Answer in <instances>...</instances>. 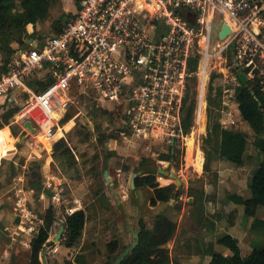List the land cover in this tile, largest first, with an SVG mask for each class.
Segmentation results:
<instances>
[{"label":"built area","instance_id":"2783aa9c","mask_svg":"<svg viewBox=\"0 0 264 264\" xmlns=\"http://www.w3.org/2000/svg\"><path fill=\"white\" fill-rule=\"evenodd\" d=\"M75 4V12L59 31L45 40L29 34L24 45L14 47L6 66H0V115L17 108L14 123L30 132L25 123L31 121L39 144L54 145L62 120L78 108L85 94L120 116L116 131L157 140L167 149L187 148L192 138L184 126L188 100L196 90L191 132L201 124L205 131L207 72L214 69L217 57L227 63V51L233 56L235 75L230 77L227 65L221 66L224 75L240 86L239 73L244 72L264 95V0H76ZM215 22L219 27L213 41ZM225 23L231 33L221 39ZM194 57L198 60L192 69ZM111 106L112 110L105 108ZM196 161L197 154L193 164ZM54 190L60 202L61 195ZM17 205L22 224L33 217L39 220L25 198ZM43 250L48 264L58 248L48 244Z\"/></svg>","mask_w":264,"mask_h":264},{"label":"rangeland","instance_id":"374dc122","mask_svg":"<svg viewBox=\"0 0 264 264\" xmlns=\"http://www.w3.org/2000/svg\"><path fill=\"white\" fill-rule=\"evenodd\" d=\"M66 1L68 5L72 0ZM68 13L71 11H65L62 1L57 0L51 7L48 19L41 22L38 29L33 26V33H29L32 27L27 26L23 40L27 39L29 34L32 36L35 34L34 36L40 39H47L49 35L57 32V27L53 25L54 21L64 18L63 15ZM218 27L219 23L215 22L213 41L217 39ZM11 45L16 47L24 43L14 41ZM5 56V52L0 50V66L4 63ZM224 56L227 57V63L217 57L213 63L214 69L210 68L207 72L206 130L204 131V124L197 127L194 132H191L192 128H190L188 133L192 138L188 140L189 146L187 148L175 146L174 156L166 160L162 159V156L168 154L170 149H167L165 144L157 140H142L116 131L115 127L122 123V119L114 112V114L103 116L101 114L103 107L95 101L92 95L82 94L78 108H72L69 119L62 120L60 125L63 128L61 129L63 134L55 136L52 151L46 145L36 142L37 133L23 130L14 123V118H11V124L18 132L15 136L9 125L15 141L9 147L10 151L0 149V155L3 156L0 157V181L9 177L11 180L3 189H0V206L3 209L12 207L15 197L13 178L22 174L26 176L25 180L29 184L45 193L46 198L41 200L40 196H37L35 203L30 205L35 210V215L42 218L47 208L52 205L55 207L58 225H56V233L49 237L48 243L54 239L68 211L77 208L84 209L87 215L81 241L73 247H66L62 236L60 242L55 244L59 247V251H56V255L51 253L48 264H67L76 256H82L85 260L84 264L111 263L118 254H110L107 248L109 241L117 239L125 248L135 240L132 228L140 233L139 221L141 219L151 225L152 217L158 213H165L177 222L183 206L186 212L183 223L186 225L185 228L189 229V237L193 238V232L196 238L200 236V248L204 251L208 249L207 241L209 240L215 241L214 248L217 251L229 249L217 243V239L227 233L238 235L243 255H249L255 248L264 245V228L246 237V231H250L252 221L257 217H262L264 206H260L256 216L253 217L246 215L241 206V225L238 228L218 226L209 235L198 234L201 228L210 226V223L206 222L203 217L207 210L204 206V196L207 195L206 200L212 202L208 207L214 210L216 204L218 172L213 162L218 159L216 148L219 139L215 131L217 123L243 132L249 141L245 168L241 171L244 176L239 178L240 182L244 184L255 166L264 160V154L254 144L255 134L243 119L238 108L236 92L239 85L232 83L231 78H227L221 70V66L227 65L230 77L235 75L233 56L230 51L224 53ZM213 74H216L215 77H212ZM210 85L213 88H210ZM217 88L222 90L220 96L217 94ZM105 108L112 110L114 107ZM76 114L79 115L75 117ZM232 121H235V124L231 123ZM62 142L69 148L66 156L60 153L64 146L61 145L62 147L58 149L54 147L55 144ZM197 144H199L198 147ZM197 153L204 156V164L200 170L193 164ZM124 166L129 169L126 170ZM238 168L239 166L234 165L231 169L240 171ZM105 170L109 171V176L114 183L112 186L120 196V201L110 190L111 185L104 176ZM139 171H142V175L153 173L160 187L174 184L180 191L175 189L168 201H157L155 205H152L151 198L154 196V188L149 185L137 187L136 184L134 188L131 187V178ZM162 171L173 172L181 180V185L178 186L175 178ZM54 188L61 195L60 202L55 199ZM240 194L244 195V198H249L251 191L248 187L246 193ZM190 198L195 202H192V199L190 201ZM215 210L222 215L218 220L223 221L224 219V222H221L222 225L227 226L234 222V218H230V215L225 214L223 210ZM31 222L39 224L36 217H33ZM37 232L38 230L33 236ZM176 238L178 241L179 238L175 235L173 238L175 241L172 239L167 244L174 259L177 258L179 250Z\"/></svg>","mask_w":264,"mask_h":264},{"label":"trees","instance_id":"16d2710c","mask_svg":"<svg viewBox=\"0 0 264 264\" xmlns=\"http://www.w3.org/2000/svg\"><path fill=\"white\" fill-rule=\"evenodd\" d=\"M57 0H0V50L4 51L6 58L3 63V68L6 66L10 56L14 52L12 42L17 41L24 43L26 35V28L32 24L38 29L39 24L48 19L51 7ZM72 14L63 15L54 21L53 25L57 27L56 31L61 29L63 23ZM35 34H33L34 36ZM198 57H194L191 61V68L195 69ZM213 74L212 77H215ZM210 88H213L210 85ZM254 90L257 97L261 101V105L252 94ZM217 94L221 95V88L216 89ZM193 96L188 100L186 106V116L184 119L185 131L188 132L193 124L194 108L196 99ZM236 99L238 108L243 119L250 125L254 134L255 146L264 154V95L260 91L258 85L249 80L247 84L241 83L236 92ZM17 108L9 109L0 115V130L11 126L12 133L16 136L17 130L11 124V118L14 116ZM101 114L106 116L114 114L108 109L101 108ZM66 115L63 120L69 119ZM215 131L218 133L217 137L218 147L217 154L221 159L229 160L235 164L242 165L245 160V153L248 149L249 141L247 136L241 131H235L232 128H226L217 123ZM61 136V134L57 135ZM60 145V146H59ZM64 149L60 151L61 155H67L69 148L65 143L55 144L58 149L62 146ZM172 151V152H171ZM176 147L171 148L168 154H164L162 159H168L174 156ZM126 170L129 168L124 166ZM150 172V171H147ZM135 184L137 187L149 185L154 188V196L151 198V204L155 205L157 201L166 202L174 193L176 186L170 184L160 187L156 182V176L153 173L144 174L136 178ZM180 191V189H177ZM251 196L244 198L237 194H231L230 198L237 203L244 205L245 213L249 216H256L257 210L260 206H264V161L260 162L256 169L250 183ZM152 224L148 225L145 220L139 221L140 233L139 244L126 256L121 264H174L171 250L167 244L175 237L177 232V222L171 219L165 213H158L152 217ZM43 224L40 226L38 232L35 234L31 242V257L29 264H47L41 252L45 244L48 243L49 237L56 233V225H58L56 210L52 205L46 209L42 217ZM87 215L84 209H77L73 213H67L65 216V233L63 235L64 244L66 247H73L78 244L84 233ZM255 230L264 228V219L256 218L253 223ZM218 243L228 247L231 255L225 256L219 252H212L211 264H264V245L255 248L249 255L243 256L237 238L230 234L223 235L218 239ZM107 248L110 254L117 253L118 255L124 248L121 246L119 240L114 239L107 243ZM118 257V256H117ZM116 257V258H117ZM115 258V259H116ZM114 259V261H115ZM112 261L109 264L114 263ZM85 260L82 256H76L67 264H84ZM105 263V264H107Z\"/></svg>","mask_w":264,"mask_h":264},{"label":"crops","instance_id":"0c3cea01","mask_svg":"<svg viewBox=\"0 0 264 264\" xmlns=\"http://www.w3.org/2000/svg\"><path fill=\"white\" fill-rule=\"evenodd\" d=\"M61 1L63 3L64 10L71 11V13H68V14H73L75 12V9H76L75 1L73 0L70 1L68 5H67L66 0H61ZM31 26L33 27V25ZM52 145H51V148H48L47 146L46 147L51 150L53 147ZM0 149H2L3 151L11 150L9 149V147L8 148L0 147ZM247 155L248 154L246 151L245 160H246ZM0 157H3V156L0 155ZM245 160H244V163H245ZM213 163H214V167L217 168V172H218V180H217L218 191H217V197L215 201L216 204H215L214 210L208 207L209 205H211L212 202H210L209 200H206L207 195L204 196V206L206 207L207 210H205V215L203 214V217H204V220H206V222L210 223V226H207V227L204 226L203 228H201V232H198L199 235H201V233L209 235L211 232L215 231L218 226L220 227L222 226L225 228L232 227V226L236 228L240 227L241 225L240 219L242 217L241 206H243L244 208V205L239 204L236 201L234 202L232 199L229 198V194H237V195L244 197V195L240 193L242 192L246 193L248 187L250 189L251 180L253 178V175L256 169L258 168L260 164L259 163L257 166H255V168L248 175V178L245 180V183L243 184V182L239 181L240 180L239 178L244 176L243 172H241L245 168L244 163L242 165H238L231 161L229 162V160L226 161L225 159H221L219 156H218L217 161H214ZM203 164H204V156H203ZM234 165L239 166L240 169L239 168L238 169L240 171H235L234 169H231L232 166ZM25 179H26V176L22 174H19L18 176L13 178V189L15 192V197L13 199V205L11 208L8 207L9 209H3L0 206V264H29L30 257H31V242H32V239L34 238L33 236L34 233L32 232L33 230L30 231L31 230L30 228L35 227V226L38 227L39 224L41 225L42 223V218H38L39 219L38 226L37 224L33 222H27L26 224H22L20 222V219H21L20 216L22 212L17 205L18 200L20 198L26 199L27 206L30 209H32L33 212H35V210L32 207H30V205L31 204L33 205L35 203V198L37 196H40L41 200L42 198H46L45 193L43 191L32 186ZM10 182H11L10 177L6 178L5 180H1L0 189H3L4 186ZM191 199L192 198H190V201ZM192 202H195V200L192 199ZM215 209L223 210L225 214H229L230 218H234V222L232 224L229 223V225L227 224V226L222 225L221 222H224V219L223 221L218 220V218L221 219L222 215H220ZM244 211H245V208H244ZM185 213H186L185 206H183L182 211L178 215V221H177L178 228L176 232V237H178L179 240L177 241V238H176V241H177V246L179 247V250L177 252L178 253L177 258L176 259L172 258L174 261V264H211L213 251L219 252L225 256L231 255L230 249H227V250L225 249V251H221V252L215 250L214 248L215 241L213 240L207 241L208 249L206 251L202 250L200 248V243H199L200 236L199 238H196L195 232H193L194 233L193 238L191 239V237H189V234H190L189 229L185 228L186 225L183 223V220L185 219V215H186ZM261 216L262 217H257V218L264 219V213ZM255 219L252 221L250 231L249 230L246 231V237H248L249 235H253L254 232L258 231L253 228V223ZM232 236L237 238L239 246H240V240H239L238 235H235L233 233ZM218 239H217V243H218ZM57 248H58L57 251H59L58 246ZM240 249H241V246H240ZM55 253L56 252H54L53 254L56 255ZM241 253H242V249H241ZM243 256H247V255H243ZM202 257H204V259H202Z\"/></svg>","mask_w":264,"mask_h":264},{"label":"water","instance_id":"95a60500","mask_svg":"<svg viewBox=\"0 0 264 264\" xmlns=\"http://www.w3.org/2000/svg\"><path fill=\"white\" fill-rule=\"evenodd\" d=\"M193 22V20H192ZM231 33V27L228 25V24H223L222 26V30L220 31L219 35H220V38L221 39H225L228 34ZM239 78L241 80V82L243 84H247L249 79L248 77L246 76V74L244 72H240L239 73ZM253 96L255 97V99L259 102V105H261V101L259 100V98L257 97V94L254 90L251 91ZM25 126L27 128H29L31 131H35V128L34 126L32 125V122L31 121H26L25 123ZM164 174H169L170 176H172L173 178H175L176 180V184L178 186L181 185V180L173 173V172H168V171H162ZM139 175H142V171H139V172H136L133 174L132 178H131V187H135V181H136V178L139 176ZM104 176L106 178V180L110 183V190L113 194H115V196L118 198V200L120 201V196L117 194L116 190H114L113 188V181H112V178L109 176V171L108 170H105L104 171ZM173 198H174V195H173ZM133 230V236L135 238V240L127 247L124 248V250H122L120 252V254L118 255V257L115 259L114 263L112 264H121L122 261H124V259L126 258L127 255H129V253L139 244V232L137 231H134V229L132 228ZM65 232V224H61L60 226V229L59 231L57 232V234L55 235L54 239L49 242L48 244L49 245H55L56 242H60V240L62 239V236H63V233ZM44 252V250L42 251V253ZM109 264V263H107Z\"/></svg>","mask_w":264,"mask_h":264},{"label":"bare ground","instance_id":"6f19581e","mask_svg":"<svg viewBox=\"0 0 264 264\" xmlns=\"http://www.w3.org/2000/svg\"><path fill=\"white\" fill-rule=\"evenodd\" d=\"M59 134H63L61 130L58 131L57 135H59ZM14 141H15V139H14L9 127H5V128L0 130V147L8 148V147L12 146V143ZM45 144L48 148H51V144L49 142L46 141ZM199 156H200V154L197 153L198 162L195 163V165L200 170L202 168V162L201 161H202L203 157L202 156L199 157Z\"/></svg>","mask_w":264,"mask_h":264}]
</instances>
